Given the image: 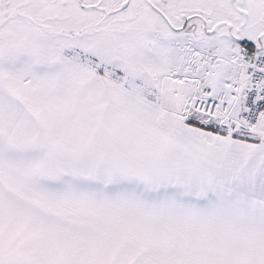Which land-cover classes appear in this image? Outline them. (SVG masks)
<instances>
[{"label": "snow or ice", "instance_id": "6c2138e0", "mask_svg": "<svg viewBox=\"0 0 264 264\" xmlns=\"http://www.w3.org/2000/svg\"><path fill=\"white\" fill-rule=\"evenodd\" d=\"M0 264H264V0H0Z\"/></svg>", "mask_w": 264, "mask_h": 264}]
</instances>
